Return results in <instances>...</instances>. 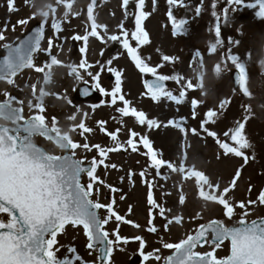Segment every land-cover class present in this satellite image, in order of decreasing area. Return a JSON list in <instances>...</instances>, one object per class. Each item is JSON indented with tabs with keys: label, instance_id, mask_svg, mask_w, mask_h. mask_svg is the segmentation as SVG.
<instances>
[{
	"label": "snow or ice",
	"instance_id": "snow-or-ice-1",
	"mask_svg": "<svg viewBox=\"0 0 264 264\" xmlns=\"http://www.w3.org/2000/svg\"><path fill=\"white\" fill-rule=\"evenodd\" d=\"M169 5L168 19L172 23L173 35H183L186 33L187 21L181 19L177 21L173 15V6L179 4L183 6V0H167ZM229 5L244 6L256 8L259 6L258 16L264 18V0H255V3L245 4L244 0H228ZM64 5V19L71 15H80L79 12H72V0H56L55 6L51 3L45 4L39 11L42 22L34 33L20 40L16 44L2 43L0 48L6 52L0 58V81L6 82L7 85L17 86L16 78L24 69H34L36 73H42V80L38 79L35 83L25 84V88H30L31 97L27 101L28 115L24 114L25 101L15 96L9 95L6 91V99L0 102V264H89L78 253L74 246L67 247V253L63 258L58 256L60 248L58 236L66 234L67 228L73 230L82 228L83 235L86 237V248L89 255L96 253V260L93 264H112V255L116 248L126 245L129 242L128 237L120 234V224H133L139 228L140 225L134 224L133 221L120 215L116 208V199L113 197L111 202L105 204L101 202L102 188L108 189L111 193H116L120 189L106 183L97 173V169L103 166L105 170L118 169L114 163L108 164L109 153L119 152L121 150L138 152L140 146L146 149L142 154L148 158V168L139 173L142 182L147 185V204L150 205L149 220L150 225L148 232L156 233L157 227L153 224V212H158L160 217L166 219L163 225L165 231L170 230V225L175 223L181 225L184 222L182 215H173L168 218L166 209L157 202L153 195V189L156 186L155 178L148 179L149 169L155 170V176L167 180L168 176L163 175L161 169L166 168L168 173H177L182 177V181H194L198 191V198L203 202L201 211L197 212L193 219L203 220L204 212L208 210L209 204H215L221 210L222 218H210L204 223H200L192 234H187L179 242H165L161 238L164 249L172 250L171 254L166 257L159 255L160 249L145 254V241L141 236H135L133 239L139 241L141 255L144 260L154 259L163 264H264V216H258L249 219L253 215L252 209L257 205H264V189L260 190L256 199H242L237 201L234 197L233 190L238 187V181L241 179V172L244 165L250 160H255V155L249 156L245 150L252 149L253 145L246 136V123L250 119V105H242L245 115L241 120L236 121L234 127L228 128L227 131L218 134L217 131L211 130L210 125H215L223 116L227 106L231 103L228 98L219 102L218 109L210 108L205 113L199 123V130L193 127H186L187 118L168 120L163 123L157 119H150L143 110H138L132 106V101L126 99L122 91L123 71L112 67L113 62L119 58L113 55L106 62L97 61L95 64L90 63L87 59L91 51L90 37L96 38L101 42L119 43L127 56L134 63L135 67L141 74H151L152 80H145L144 86L146 93L155 102L162 99L181 105L186 102V90H192L198 87L203 90V72L197 74L199 83L193 85L191 80L176 75H164L158 73V68L150 66L142 56L140 49L150 43L149 33L145 30L144 21L150 15L145 11V0H122V6L125 9L124 16L127 19L130 15L134 16L135 29L131 32L125 28L123 22L119 24L120 34H108L107 25L97 22L94 15L96 0H91L87 7V20L90 21V30L86 28L83 35H75L72 39L83 41V46L79 49L83 58L78 64H65L53 54V48H60L62 44H55L54 40L60 39V33L63 29V21L56 16V7ZM153 11L155 10L156 0H152ZM134 6L135 12L129 11ZM215 8V4H213ZM7 10L9 13L18 11L15 6V0H7ZM229 9L225 8L224 13ZM196 15L201 12V7L195 9ZM51 15L50 27L55 33L53 37L47 38V47L42 46L45 41V25L48 23ZM213 16L217 13L213 11ZM219 20V17H217ZM225 20L228 17L225 16ZM28 19H19L16 24L27 25ZM16 25H12L15 30ZM8 25L0 30V41H5ZM104 30L103 35L99 31ZM216 40L210 45V54L215 53L219 45H222L221 28L217 23L215 28ZM66 39V38H65ZM132 41L136 42L133 46ZM229 45L239 41H232L229 38ZM159 51V50H157ZM38 53H46L49 57L43 65L38 66L35 63ZM100 55H104L102 49ZM147 59H151L148 57ZM177 57L162 55L164 62H174ZM193 60H198V67L203 69V58L199 50L193 53ZM230 62V64L228 63ZM264 64V61H262ZM63 65L69 70V75L75 79L83 81L84 74L93 81L92 87L105 97H110L107 101L109 106L117 105L118 101L122 102V107H117L116 111L121 117L134 118L136 124L146 126L148 131L160 127H173L179 129L185 137L191 133L194 136H200L204 133L207 137L214 139L215 143L222 150L223 157L242 158V164L238 167L230 183L227 186H221L220 181L212 179L202 170H199L195 163H189L187 150H183L176 161L166 160L160 150L154 148L153 141L147 134L141 135L139 132L128 129V139L122 142L119 139L120 128L115 131H107L104 125L106 121H97L99 130L105 132L111 138L112 146L103 147L100 144H90L86 133H92L93 129L86 126L81 120L79 123H73L68 129H63L58 125L55 116L48 117L46 114L45 97L59 94L50 93L46 90L47 85L53 82V67ZM97 67L99 70L93 73L90 69ZM115 76V84L110 91L101 86V73L104 71ZM194 70V69H193ZM233 70L235 74V84L238 86L239 93L245 98H251L250 77L246 71V63L241 57L234 54L232 48L227 49L225 62H218L214 67V73L220 77L222 73ZM83 73V74H82ZM174 81L181 85L178 94L166 87V81ZM237 91V89H233ZM83 94L88 95L89 89L85 87ZM206 94V93H205ZM67 100V97H63ZM72 104L71 100H67ZM105 103V102H102ZM191 117L197 119L198 106L202 101L192 99ZM76 112L80 113V108L76 105ZM99 104L92 105L95 109ZM178 110V109H177ZM87 117V113H83ZM70 121H76L77 116L74 114L68 117ZM79 135L84 137V142L80 143L73 139V133L77 130ZM43 137L53 143L61 154H54L34 142L35 137ZM91 152L93 149L98 153L90 162L85 163V159L77 158V150ZM221 156L218 155L217 159ZM129 182L135 175L132 171L126 173ZM87 176L88 182L82 183V177ZM124 176L120 177L123 182ZM248 193L253 191L251 185L247 188ZM170 193H165L169 195ZM125 197L121 196L123 200ZM185 196L181 191L179 193V205L185 204ZM104 209L105 214L102 216L100 210ZM129 213L132 207L129 206ZM6 214L7 219L4 218ZM110 222L116 223V228L111 233L106 230V225ZM232 222V223H229ZM225 242L229 245V254L224 257L217 255V250L222 248ZM205 245L209 251H198ZM122 250V249H121Z\"/></svg>",
	"mask_w": 264,
	"mask_h": 264
},
{
	"label": "rangeland",
	"instance_id": "rangeland-1",
	"mask_svg": "<svg viewBox=\"0 0 264 264\" xmlns=\"http://www.w3.org/2000/svg\"><path fill=\"white\" fill-rule=\"evenodd\" d=\"M72 12H79L80 15H69L64 19V12L66 11L63 4L56 7V16L63 21V31L60 33V39L54 40L55 44H62L60 48H53V54L57 58L67 63L78 64L83 58L79 49L83 46V41H76L72 39L75 35H83L86 28L90 30V21L87 20V7L91 0H72ZM245 4L255 3V0H244ZM51 3L53 6L56 0H15V6L18 11L9 13L7 10V0H0V30L4 29L7 24L8 28L4 31L6 37L2 43H15L26 32L31 30L42 22V17L39 16V11L45 4ZM215 4V8H213ZM201 7V12L196 15L195 9ZM229 9L228 13H224V9ZM169 5L167 0H156L155 10L153 11L152 0H145V11L149 12L147 20L144 21L145 30L149 33L150 43L144 45L140 51L146 62L150 66L162 65L159 67L158 73L164 75L179 74L185 77L186 81L191 80L195 86L199 83L197 74L203 72V90L194 87L192 90H186V102L181 105H176L174 102L162 99L160 102H155L150 96L144 95L146 90L144 88V81L151 74H141L135 67L134 63L127 56L126 51L122 49L121 45L116 42H101L96 38L90 37L91 51L87 55L90 63L95 64L97 61L101 63L106 62L113 55L122 53L119 58L113 62L112 67L123 71L122 76V91L126 99L132 101V106L137 107L138 110H143L150 119H157L163 123H167L171 119H179L186 117V127H193L199 130L200 120L204 113L210 109H218L219 102L222 99L228 98L231 103L227 106L223 116L218 119L215 125H210L211 130H215L218 134L227 131L228 128L234 127L236 121L241 120L246 114L242 105H250L251 114L250 119L246 123V136L253 145L252 149L245 150L249 156L255 155V160H250L247 165H244L241 172V179L238 181V187L233 190L234 197L237 201L242 199H256L260 190L264 189V18L258 16L259 6L256 8L229 5L228 0H183V6L177 4L173 6V15L177 21L184 19L187 21L186 33L183 35H173L172 23L168 19ZM248 10L251 11L250 17L247 21H240L239 17L244 15ZM129 11L135 12L134 6H131ZM215 11L217 16H213ZM125 9L122 6V0H96V7L94 8V15L97 22L107 25L108 34H120L119 24L124 23L125 28L129 32L135 29L134 16L130 15L127 19L124 16ZM225 16L228 20H225ZM219 17V20L217 19ZM19 19H28L27 25L16 24ZM217 23L221 28L222 45H219L215 53L210 54V45L216 40L215 28ZM51 15L48 23L45 25V41L42 42L43 47H47V38L53 37L55 33L50 27ZM12 25H16L15 30H12ZM103 35L104 30H99ZM66 38V39H65ZM239 41V44L229 45L228 41ZM74 42L78 44L76 53L72 52ZM133 46L136 42L132 41ZM231 47L234 54L241 57L242 61L246 63V71L250 77V91L251 98H245L237 91H233L234 84L232 81V72L229 70L217 77L214 73V67L218 62H225L227 57V49ZM2 48H0L1 50ZM104 50V55L101 56V50ZM159 50V51H157ZM199 50L203 58V69L198 67V60H193V53ZM162 55H169L177 57L174 62H164ZM151 57V59H147ZM46 53H38L35 63L40 66L48 60ZM230 64V62H228ZM194 69V70H193ZM95 74L99 69L93 67L90 69ZM53 82L47 85L46 90L50 93L59 94L61 98L56 95H49L45 97L46 114L48 117L55 116L58 120V125L63 129H68L73 123H79L83 120L86 126L93 129L92 133H86L90 144H100L103 147L112 146L111 138L105 132L99 130L97 121H106L104 127L107 131H115L120 128L119 139L126 142L128 137V129L139 132L141 135L147 134L153 141L154 148L162 151L163 157L166 160L176 161L183 150H187L189 163H195L199 170L204 171L212 181H220L221 186H227L234 175L235 170L241 166L242 158L237 157H223L222 150L215 143L214 139L207 137L204 133L200 136H194L191 133L187 137L177 128L160 127L148 131L146 126H140L135 123L134 118L121 117L116 111L117 107H122V102L115 106H109L107 101L110 97L102 95L100 102L90 100L87 102H80L76 98L77 89L80 85L85 84L83 81L75 79L69 75V70L61 66H54ZM83 74V73H82ZM43 74L36 73L34 69H25L16 78L17 86L7 85L6 82L0 81V102L6 99L4 92L15 96L20 100L25 101L24 114L27 116L28 108L27 101L32 99L30 88H25V84L35 83L38 79L42 80ZM84 79L88 81V85L92 87L93 81L84 74ZM171 86L169 90L174 94H178L181 85L169 80ZM115 84V76L108 73L106 70L101 73V86L107 91H110ZM93 88V87H92ZM96 90V89H95ZM99 92L98 90H96ZM100 93V92H99ZM206 93V94H205ZM92 94H88L89 97ZM73 103L70 105L63 97ZM192 99L202 101L198 106V117L192 119L191 117V103ZM105 102V103H102ZM99 104L100 106L93 109L92 105ZM76 105L80 108V113L76 112ZM178 109V110H177ZM83 113H87L84 117ZM76 115V121H70L68 117ZM79 129L74 132L73 139L77 142L83 143L84 137L79 135ZM38 145L43 146L48 151L54 154H61L53 143L47 141L43 137L35 138ZM140 146L138 152L119 151L109 153L108 159L105 161L108 164H116L118 169H107L103 166L97 169L98 175L106 181V183L120 189L116 193H111L108 189L102 188L101 202L109 203L115 197L116 205L114 206L118 213L140 225L139 228L134 227L133 224H120V234L129 238L126 245H121L116 248L111 257L112 264H137L135 260L138 256L142 257L139 264H162L163 260L157 262L154 259L144 260L141 255L139 241L133 239L135 236H141L145 241V248L143 252L147 254L155 249H160L159 255L161 257L168 256L172 250L164 249L161 243V238L165 242H179L180 239L185 238L187 234H192L193 230L198 227L200 223L206 222L210 218H222L221 210L215 204H209L208 210L204 212V219H193L195 214L202 209L203 202L198 198V191L194 181H182V177L177 173H168L166 168L161 169L163 175H167L168 179L163 180L155 176V170L149 169L148 179L155 178V187L153 189L154 198L158 203L163 205L166 209H171V212H166L170 219L173 215H182L184 222L181 225L173 223L170 225V230L165 231L163 225L167 222L165 218L160 217L158 212H153V224L157 227L156 233L147 231L150 226L149 209L147 204V185L142 182L139 173L148 168V158L142 153L145 152ZM220 155L221 158L217 159ZM98 153L95 149L91 152H85L80 149L77 150V158L85 159V163ZM132 171L135 175L132 177V182H129L126 173ZM124 176L123 182L120 177ZM88 182V177L85 176L84 183ZM185 196V204L179 205V193L181 191ZM252 186L253 191L248 193L247 188ZM165 193H170L165 195ZM121 196L125 198L120 199ZM129 206L132 207V212L129 213ZM253 215L249 219L264 216V205H257L253 209ZM102 216L105 210H101ZM232 223V222H229ZM110 233L115 230L116 223L110 222L105 226ZM58 241L63 247L60 248L58 256L63 258L67 253V247L74 246L82 258L93 264L96 260V253L89 255V250L86 248V237L83 235L82 228L73 230L71 227L67 228L66 234H60ZM122 249V250H121ZM198 251H209L208 246L198 248ZM229 245L226 242L224 246L217 250L219 257H224L229 254Z\"/></svg>",
	"mask_w": 264,
	"mask_h": 264
},
{
	"label": "water",
	"instance_id": "water-1",
	"mask_svg": "<svg viewBox=\"0 0 264 264\" xmlns=\"http://www.w3.org/2000/svg\"><path fill=\"white\" fill-rule=\"evenodd\" d=\"M249 15H250V12H248L245 16H243L242 17V19L243 20H246L248 17H249ZM37 27H39V25L38 26H36V27H34L30 32H28L23 38H21L20 40H23V39H25L27 36H29V35H31V34H33L34 33V30L37 28ZM19 40V41H20ZM18 41V42H19ZM4 53H6L5 52V50H4ZM153 78H150V79H148L149 81L150 80H152ZM233 79H234V82H235V74H234V72H233ZM165 84H166V87H168L169 86V84L167 83V82H165ZM85 87H87L88 88V86H82V87H80L79 88V94L82 96V94H83V89L85 88ZM235 87H236V89L238 90V86L235 84ZM89 89V88H88ZM92 94H95V92H93ZM84 95V94H83ZM97 99H100V97L99 96H97L96 94L94 95ZM80 99H84V100H88L89 98L88 97H83L82 96V98L80 97Z\"/></svg>",
	"mask_w": 264,
	"mask_h": 264
}]
</instances>
